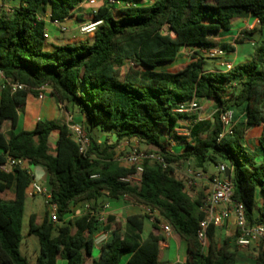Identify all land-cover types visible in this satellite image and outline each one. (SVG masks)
I'll return each mask as SVG.
<instances>
[{"label": "trees", "instance_id": "trees-1", "mask_svg": "<svg viewBox=\"0 0 264 264\" xmlns=\"http://www.w3.org/2000/svg\"><path fill=\"white\" fill-rule=\"evenodd\" d=\"M14 4L11 12H0V71L26 90L0 93V165L8 156L23 158L31 166L43 167L49 176L50 201L57 207L59 226L50 211L43 222L29 219L28 236L39 242L36 261L22 252L23 219L27 191L35 181L27 170L0 171V264H160L161 220L169 223L187 244V260L178 264H247L238 258V235L219 242V227L207 230V248L198 232L204 214L205 197L193 198L175 167L194 157L202 164H224L234 187L233 200L242 204L250 225L264 223V38L249 63L226 72L205 70V57L196 51L180 69L159 67L175 63L184 47L209 48L218 44L212 37L229 30L233 23L251 17L264 30V0H110L91 13L92 22L101 21L92 39L57 46L46 51V18L65 21L77 17L76 10L90 0H0ZM92 1V0H91ZM132 1H138L132 4ZM147 1V3H141ZM243 32L236 40L242 43ZM233 51V45H222ZM126 68V69H125ZM50 86L51 95L68 112L85 118L91 148L82 155L63 121H38L32 131L17 128L19 112L30 94ZM212 100L217 111L190 129V141L177 136L176 126L185 118L175 112L190 100ZM245 109V121L234 123L233 135H222L223 112ZM9 130L4 132L7 123ZM260 127L257 152L247 147L246 133ZM110 130L116 144L137 140L154 149L169 164L144 161L137 184L123 181L137 173L135 166H120L114 148L100 145L94 130ZM57 133L55 148L51 137ZM185 143L179 154L170 153L172 142ZM13 191L14 198L4 197ZM104 197H128L159 213L153 231L144 237L149 216H128L117 224L110 238L94 258V238L102 226L100 210ZM258 198L262 206L258 207ZM87 205L83 215L67 221L72 208ZM260 244H264V239ZM254 264H264V250Z\"/></svg>", "mask_w": 264, "mask_h": 264}, {"label": "crops", "instance_id": "crops-1", "mask_svg": "<svg viewBox=\"0 0 264 264\" xmlns=\"http://www.w3.org/2000/svg\"><path fill=\"white\" fill-rule=\"evenodd\" d=\"M121 4H125V1L120 0ZM138 1H132V4H136ZM141 3H148L147 1L141 2ZM104 4V0H90L86 2L83 5H80L77 10L76 14L77 17L81 16V20L77 19L76 17L67 19L65 21H61V25L64 26L67 31L65 33L60 32V28L56 25H54L52 22L47 21V32L49 34V39L46 42V51L52 52L57 46L67 45V44H75L80 42H85L87 39H92L93 35L84 36L80 28L86 23L92 22L90 19L91 13L95 12L99 7H101ZM14 4L11 2L10 4H6V7H11ZM243 32H249V35L244 39L242 43L236 44V40L241 37ZM264 38V30H260V24L256 19H253L251 17H247L244 19H240L233 23L232 27L229 30H221L220 32L216 33L212 37V41L218 45L212 46L209 48H189L184 47L181 50L180 58L177 61L184 62L185 67L190 61L191 56L194 52L198 51L201 53L202 56L205 58V52L212 48H217L222 45H233L234 49L233 51H226V57L225 60L230 62L234 67L238 65L247 64L251 61L252 56L255 52L256 47L258 46L261 39ZM206 70V69H205ZM208 72H226L225 68H222L219 66V63L217 61H213V65L211 68L206 70ZM199 103H203L207 105L209 112H211V115H214V113L217 111V103L212 100H201ZM234 114V123L235 124H241L245 121V109L243 107L235 108L231 110ZM67 110L63 107H61L54 97L50 93H46L43 96L38 94H30L27 98L26 105L20 110L19 112V120L17 129L19 131L26 130V131H32L38 121H66V114ZM77 123L82 124L85 121V118L81 116L79 113L75 112ZM197 112H192L187 115H185V118L180 120L176 126V128L182 127V126H190V129L193 127L195 120L198 117ZM204 120H212L210 117L203 116ZM10 127V123H7V128ZM95 131V130H94ZM101 131V130H96ZM262 129L260 127L252 128L246 133V139H247V147L252 152H257V146H258V139L261 135ZM108 141V145L115 146L114 153H116V156H118L122 151L129 150L130 147H128V144L133 143H139L137 140H130V141H122L118 144H116L117 138L116 136L111 133L104 131V136L100 137L98 139V144H102ZM57 142V133H54L51 137V144L52 147L55 148ZM170 149L173 153L179 154L183 150L185 151V143H178V141L172 142ZM148 147V146H147ZM118 148V149H117ZM152 149L151 147H149ZM154 150V149H153ZM197 162L196 158L192 157L187 161L186 166L183 167L180 166L175 168V175L179 179H183L184 175H188V172L190 170H187L188 164H191V162ZM117 163V161L115 160ZM118 164V163H117ZM200 164V163H198ZM120 166H124L119 164ZM206 167L205 162L200 164V166ZM32 167V166H31ZM39 167V166H35ZM127 167V166H125ZM216 167V165H215ZM31 169V168H30ZM217 169V168H216ZM209 170V169H208ZM31 174L37 176V173L31 169ZM216 174L214 172H209L208 175ZM34 176V179L36 178ZM201 180V179H200ZM42 184L43 183H39ZM205 184H208V182H205ZM196 198V197H195ZM102 204L108 203L109 208L105 212L99 213L101 223L107 225V220L109 217L114 218V222L110 225L108 229H105V225L102 226L100 232H107L109 235L112 230H114L117 226V224H120L124 226L125 220L128 216L134 215V214H142L141 205L134 203V201L126 199V197H122L120 199H109L104 197L102 200ZM262 206L261 199L258 198V207ZM88 209L87 205H77L74 206L72 209V215L69 218L68 221L73 220L74 218H77L84 213H86ZM151 227L148 229V231L144 232V237H147L150 232L153 231L152 229V223L150 222ZM160 226V225H159ZM146 229V227H145ZM220 232L219 235L223 237L225 235L226 237H233L236 234V225L233 219L228 220L225 222V224L219 228ZM96 234V235H97ZM160 234L164 237V239L160 242H165V247H161V261L160 264H178V263H185L187 260L188 252H187V244L185 241H183L180 236L173 230L172 233L169 236H166L165 233L162 230V226H160ZM100 248L98 246H95L94 248V258L99 257ZM34 253H36V258L38 255V249H34ZM128 258H124V260L121 262V264H126ZM36 261V260H35ZM87 264H92V261H89Z\"/></svg>", "mask_w": 264, "mask_h": 264}, {"label": "built area", "instance_id": "built-area-1", "mask_svg": "<svg viewBox=\"0 0 264 264\" xmlns=\"http://www.w3.org/2000/svg\"><path fill=\"white\" fill-rule=\"evenodd\" d=\"M112 4L118 5L119 2L116 0H110ZM8 8L0 1V10ZM11 12V10H9ZM46 21L52 22L54 25L60 28L61 33H65L67 29L61 25V21H51L49 18H46ZM258 21V20H257ZM101 21L86 23L81 26L80 31L84 36L93 35L101 24ZM260 24V22L258 21ZM46 41L49 39V34L46 30L44 34ZM205 55L208 59L215 60L219 63V66L225 68L229 71L234 68V66L225 60L226 51L223 48L217 47L209 49L205 52ZM9 89L11 92H17L21 90H26V86L13 80L7 78L5 74L0 71V93L4 89ZM51 87L46 85L40 88L39 93L43 96L46 93L51 94ZM177 114L187 115L192 112H197L198 117L195 120L194 124L203 121V108L198 100L193 99L185 103H180L177 105L175 110ZM66 123L69 126L71 131L72 139L76 142L79 147V151L82 155H87L91 148L90 137L82 124H77L74 122L73 114L67 112L66 114ZM221 123L223 126V133L221 137L225 134L233 135L234 132V114L232 111L223 112L221 115ZM173 144V143H172ZM170 153L175 154L169 147L168 150ZM144 161L157 162L162 164L163 167H168L169 164L165 161L164 157L156 152H139L135 151L130 157L126 159L128 167L135 166L137 168V173L133 176H130L127 180L123 181L132 182L137 184L140 181V176L142 172V164ZM31 165L28 160L23 158H14L8 156L5 163L0 165V171L6 174L12 173L15 169L27 170L31 173ZM176 168V167H175ZM217 173L213 175L195 173L189 169V177L198 178L201 180H206L209 186V192L205 197L204 204L202 205L201 211L204 214V219L201 222L200 230L198 232L199 240L203 246L208 245L207 230L211 225L216 227H222L225 222L230 219H233L236 225V234L238 235L236 240V245L239 248H251L253 246L259 245L264 239V223L250 225L245 214V209L242 204H238L233 200L234 187L231 180L226 176L228 168L224 164H219L216 166ZM137 179V182H134ZM38 195L45 196L47 199L48 208L50 211L51 219L54 223H58L57 207L50 201V193L44 185L34 181L27 191V196L34 198ZM109 208V204L105 203L102 205L101 212H105ZM142 214L149 216V221L153 224L157 219H160L159 213L156 210H153L149 207L141 205ZM160 226L166 236H169L173 228L172 226L161 220ZM110 238V235L107 232L99 233L94 238V245L101 247L105 242ZM166 243L162 242L161 247H165Z\"/></svg>", "mask_w": 264, "mask_h": 264}, {"label": "rangeland", "instance_id": "rangeland-1", "mask_svg": "<svg viewBox=\"0 0 264 264\" xmlns=\"http://www.w3.org/2000/svg\"><path fill=\"white\" fill-rule=\"evenodd\" d=\"M11 7L4 8V10H0V12L1 11L9 12V10H11ZM213 61H215V60L205 58V69L206 70H208L209 68L212 67ZM183 66H184V62L182 63L180 61H176L175 63L170 64L168 66L159 67V69H161V70L170 69V68L180 69ZM201 106L203 108V116L213 118V115H211V112H209L207 105L201 103ZM70 113L73 114L74 122L77 123L78 120L76 118L75 111L70 110ZM77 124H79V123H77ZM8 130H9V127L7 128V126H6L4 132H7ZM106 131L111 132L110 130H107V129H106ZM176 134H177V136L183 137L187 141H190V126H182V127L176 128ZM92 136H93V138H95L96 141H98V139H100V137L104 136V131H96V129H95V131L92 132ZM107 143H108V141H106L105 143H102L101 145H105ZM178 143H183V142L178 141ZM128 147H130L129 150L122 151L118 156H116V153H114V159L117 161L118 164L128 166L126 163V159L128 157H130L135 151H139V152H146V151H151V150L154 151L153 149H150L149 147H147L145 144H141V143L128 144ZM198 163L195 161V162H191V164H188L187 170L191 169L195 173L194 177H196L197 173L208 174V171L217 173V169H216L214 164L207 161V162H205L206 167H203L202 165L200 166V164H198ZM186 164H187V161L179 163L176 167L180 166V168H181V166L182 167L184 165L186 166ZM31 169L37 173V176L34 175L36 177L35 181L37 183L42 182L44 187L49 190V176H48V173L46 172V170L40 166L36 167V168H35V166H32ZM194 177H189V175H184V177L182 179L185 181V183L187 185V190H188L189 194L193 198L197 197L200 193H202L204 195V197H206V195L209 192V186L210 185L205 184V182H207L206 180H200V179L194 178ZM134 182H137V179ZM4 197L7 199L14 198L13 191H10V190L6 191L4 194ZM126 199L131 200L128 197H126ZM131 201H133V200H131ZM134 203H136V202H134ZM47 213H48V204H47V199L45 196L38 195L34 198L27 197L26 210H25L24 219H23L24 241H23L22 246H21V252L32 263H34L36 260V253H34V249H38V251H39V242H38V239L36 237H34V236L29 237L27 235L28 234L29 219H30V216L32 214H35V215H37L39 222L41 223V222H43V220L47 216ZM71 215L72 214L67 215V217H66L67 221L69 220ZM59 224H60V222L58 221V223H56V225L59 226ZM145 225H146V229H145V234H146L148 229H150V227H151L150 221L146 220ZM219 232H220V229H219ZM226 238H228V237H226L225 235H223V237H221L219 235V242L221 243ZM204 247L207 248V246H204ZM236 250H237L238 258L240 260L247 262V264H254L257 254L260 251L264 250V244H259V245L253 246L251 248H239L236 245ZM58 264H66V262L59 260Z\"/></svg>", "mask_w": 264, "mask_h": 264}, {"label": "water", "instance_id": "water-1", "mask_svg": "<svg viewBox=\"0 0 264 264\" xmlns=\"http://www.w3.org/2000/svg\"><path fill=\"white\" fill-rule=\"evenodd\" d=\"M187 151H188V150H185V152H187ZM226 176H227V177H229V176H230V171H229V170L227 171V174H226Z\"/></svg>", "mask_w": 264, "mask_h": 264}]
</instances>
